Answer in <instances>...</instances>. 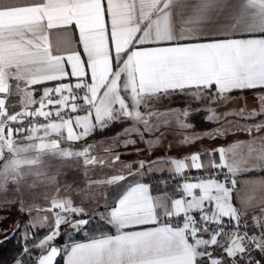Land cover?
<instances>
[{
	"label": "snow or ice",
	"instance_id": "snow-or-ice-1",
	"mask_svg": "<svg viewBox=\"0 0 264 264\" xmlns=\"http://www.w3.org/2000/svg\"><path fill=\"white\" fill-rule=\"evenodd\" d=\"M52 35L66 47L54 46ZM249 91L257 93L259 110L217 113L213 107ZM172 97L204 101L208 122L259 120L245 127L251 167L234 158L239 143L210 150L219 162L208 164L200 153L123 161L116 146L134 147L133 137L150 153L173 121L191 132L190 105L152 107ZM115 123L126 126L103 154H93L95 144L74 146ZM262 133L264 0H0V202L18 203L21 211L26 196L48 202L27 207L37 213L28 226L48 228V234L29 247L25 232L14 264H53L58 255L64 264H264L256 255L264 258V195H246L235 179L241 171L264 176ZM216 135L223 132L185 135L180 144ZM78 165L85 175V187L75 189L80 204L67 194L70 184L60 195L58 179L63 169ZM95 168L113 171L94 179L88 172ZM156 173L163 191L154 192L148 182ZM165 173L177 181L173 192ZM246 183L264 191V179ZM94 186L105 198L103 214L83 206L95 198ZM42 212L51 213L54 223ZM96 216L115 234L63 248L53 244L62 225L80 231Z\"/></svg>",
	"mask_w": 264,
	"mask_h": 264
},
{
	"label": "rangeland",
	"instance_id": "rangeland-1",
	"mask_svg": "<svg viewBox=\"0 0 264 264\" xmlns=\"http://www.w3.org/2000/svg\"><path fill=\"white\" fill-rule=\"evenodd\" d=\"M232 97H235L236 99L233 100ZM244 98L245 99H241L240 96L231 95L229 99L232 100V102L226 103L225 101L222 100L219 102V106L213 105V107H215L217 113H225V112H229L233 110H239L240 108L245 107V106H246L247 111H252L254 109L255 110L260 109L259 102L255 99V97L246 96ZM188 105H190L192 109V114L187 118L189 123L208 124L207 123L208 121H206L205 117L209 115V113L203 110L205 107L204 101H196V100H192L187 97H172L169 99H165L160 103H155L152 106L155 107V109L164 110L167 108L183 109L184 107ZM197 109H200V110H197ZM201 117H204V118H202V120H199ZM257 122H259V120L246 121V120L240 119L239 117L229 116L227 119L219 123H216V122H211V123L220 124L219 129L223 132L222 142L224 143L230 140V138H232L233 136L234 138H240L243 136L247 137L248 134L245 131V126L247 124L257 123ZM173 124H175L174 121H173ZM229 132H233V135H230ZM227 134H229L230 136ZM80 146H81L80 144H77L75 147L79 148ZM101 149H103V147H100V146L95 147L92 150L93 154H101ZM100 173H101V169L95 168L94 170H90L88 172V176L94 179H102V177L100 176ZM58 179H59V183L62 189L60 195L61 196L66 195V193L63 190V186L65 184H70L72 185L73 190L67 194H70L72 196L76 204H80V197L76 194L75 189L85 187V175H84L82 165H78L77 167H74V168L63 169V172L59 176ZM35 191L37 193H43L44 191H46V189L38 188ZM47 191L49 192V195L52 194L51 189H48ZM94 191H95V198L90 199V200H85L83 206L86 208L89 214H92L94 210H98L100 214H103L106 211L104 207L105 198L103 194L101 193V190L98 188H95V186H94ZM12 195L13 194L11 192L8 193V197L10 199L12 198ZM29 198H30V201H28ZM25 199L27 201L25 205V208H26L25 211L20 210L18 203L17 204H5V203L0 202V241H2L0 242V251L3 250L4 247L6 246L7 239H4V237L6 235L9 236V234H11V232L17 227V225L20 228L18 230V239L21 240L23 245H25V239H24L25 232L29 234V237H30V239L28 240L29 247H31L32 244L34 243L33 241H31L32 234L35 231L45 229V228H40V227L32 228L28 226L30 221L37 216V213L34 210L31 213H29L27 211V207L32 204L38 205L40 207H47L48 202L43 198L42 195L26 196ZM108 200L109 202H111L109 197H108ZM39 215L40 217L47 215L48 217L47 223L49 225L54 223V219L51 213L42 212ZM84 218H89V217H84ZM91 220L95 221V220H99V218L98 216H96L95 218ZM62 232L64 234V239H65L64 243L62 244L63 246L67 241H70L69 238L73 237L75 230L71 229L67 225H62L61 234ZM46 234H48V230ZM55 242L56 240L53 241V244ZM34 255H36L35 252H34ZM12 264H14V262Z\"/></svg>",
	"mask_w": 264,
	"mask_h": 264
},
{
	"label": "crops",
	"instance_id": "crops-1",
	"mask_svg": "<svg viewBox=\"0 0 264 264\" xmlns=\"http://www.w3.org/2000/svg\"><path fill=\"white\" fill-rule=\"evenodd\" d=\"M53 32H56L57 30H52ZM53 45H59L61 47V49H63L64 47H66L64 40L62 37H58L56 35H52L51 37ZM72 47H76L75 44L72 45ZM68 70L70 71V66H67ZM76 78H71V80L73 81V83L75 82ZM49 83H54V82H49ZM34 87H39V86H34ZM231 95H236V96H240V97H246V96H253L255 97L257 95L256 92H234ZM15 100V98H13ZM35 107V106H33ZM153 107V106H152ZM155 108V107H153ZM54 111V110H53ZM61 111H70V109L68 108H64L61 109ZM75 115V114H73ZM201 117L199 120H202ZM208 124H212L210 127L207 128H202V129H197L195 126L196 124H192L194 127L191 130V132H184L181 130H178L175 127V124H172L171 127L162 129V131L165 132V136L162 138V143L151 149V152L149 153V149L146 146L145 143H142L139 141L138 137H133L134 139L137 140V143L134 147L129 146L127 149H125L124 147L120 146L119 144H117L116 146V151H119L122 153L121 159L125 162H137L141 159L143 160H154L157 157H163L165 155L170 156V157H177V158H182L186 155H190L192 153H200L201 154V160L203 163L208 164L210 159H214L216 162H219V154L218 153H214V155L212 157H209V155L207 154L210 150H215L218 148H225L228 149L230 148L231 145L239 143L241 144V147L236 149V155H235V159L238 162H241V167H251V165L254 163V161L249 157V153H248V149H247V142L251 140V137L248 135L247 137L243 136L240 138H234V136L232 138H230V140L226 141V142H222V135H216L215 138H210L208 136H205L202 139H198L196 140L194 143L191 144H187V145H182L180 144V141L184 138L185 135H191L193 133H204V132H215L216 129H219L220 124H214L211 122H207ZM125 124H122L121 127L113 134L108 135V136H104V137H100V138H91L88 137L87 140H81L76 142V144L74 146H76L77 144L83 145L85 142L89 143V144H95L96 147L100 146V147H107L110 146L112 143V138L116 136L117 133H120L122 131V129L125 127ZM246 127V126H245ZM77 131H79V129H77ZM230 135H233V132H229ZM227 134V135H229ZM65 135H66V131H65ZM229 135V136H230ZM262 135H264V133H262ZM51 138H56L55 136L51 137ZM121 139H123V137H121ZM149 139H151V137H149ZM99 142H103V144L99 143ZM169 145H171V147H169ZM65 146H67L65 144ZM137 149H139L140 151L137 152ZM101 154H103V149H101ZM254 155V154H253ZM228 158L231 160L233 158L232 153L228 154ZM247 159V165H245L243 163V161ZM113 171L112 169H108L105 168L103 169V171H101L100 176L103 178L105 173L111 172ZM208 171H211V169H208ZM195 173V170H193L192 174ZM164 176H167V173L164 174ZM150 179H153L152 181H149L150 183H152V187H153V191H157L158 189L163 191L164 188L163 186L159 185L157 183V181H159L160 179V174L156 173L153 176L149 177ZM148 179V178H147ZM168 179V176L165 178ZM235 179L238 182V188L241 189L246 195L248 196H255V197H259L264 195V191H262L258 185L255 184H250V183H246L247 181H251V180H260V179H264V176H262L259 172L257 171H249V172H244L241 171L239 173H237ZM177 183V181L168 179V187L167 190L169 192H173L174 191V186ZM108 197L110 198V201H112L113 198V193L111 192V190H108ZM28 201H30V198L28 199ZM227 219V218H225ZM248 224L251 226L252 224V212H249L247 217H246ZM108 234H115V230L113 232H107ZM100 234L98 235H94L85 239H80V240H74V241H67L63 246H68V245H72L75 243H88L92 238L94 237H98L100 236ZM63 264H64V256H63Z\"/></svg>",
	"mask_w": 264,
	"mask_h": 264
},
{
	"label": "trees",
	"instance_id": "trees-1",
	"mask_svg": "<svg viewBox=\"0 0 264 264\" xmlns=\"http://www.w3.org/2000/svg\"><path fill=\"white\" fill-rule=\"evenodd\" d=\"M123 123H115L111 127L107 128L103 132H96L91 136V138H100L104 136L111 135L115 133L122 125ZM212 124H196L197 129L207 128L210 127ZM196 173H193L195 175ZM167 176H164L166 178ZM149 181H152L153 179L148 178ZM20 229V228H19ZM18 229V230H19ZM48 228L41 229L38 231H35V237L32 236L31 241L35 242L36 240L42 238L47 233ZM85 230V232H84ZM114 229L104 224L100 220L90 221V225L85 226L83 230L75 231L72 238H69L70 241L74 240H80L85 239L94 235H98L100 233H107V232H113ZM64 234H62L56 239L57 244L62 245L64 243ZM24 247L23 243L20 239H18V231L15 233V235L11 239H7L6 246L3 250L0 251V264H12L18 255L22 254L21 250ZM36 255H39V252H35ZM257 255V259L262 260L264 262V258L260 257L259 254ZM25 259H27L25 257ZM57 264H63V255L60 256V258L57 261Z\"/></svg>",
	"mask_w": 264,
	"mask_h": 264
},
{
	"label": "water",
	"instance_id": "water-1",
	"mask_svg": "<svg viewBox=\"0 0 264 264\" xmlns=\"http://www.w3.org/2000/svg\"><path fill=\"white\" fill-rule=\"evenodd\" d=\"M18 229H19V227L17 228H15L12 232H11V234H9V238H8V240L9 239H11L14 235H15V233L18 231ZM56 246H58V247H61L62 248V245H60V244H57V243H54ZM60 256L61 255H58L57 257H56V259L54 260V262H53V264H57V261H58V259L60 258Z\"/></svg>",
	"mask_w": 264,
	"mask_h": 264
},
{
	"label": "built area",
	"instance_id": "built-area-1",
	"mask_svg": "<svg viewBox=\"0 0 264 264\" xmlns=\"http://www.w3.org/2000/svg\"><path fill=\"white\" fill-rule=\"evenodd\" d=\"M41 120L43 119V118H40Z\"/></svg>",
	"mask_w": 264,
	"mask_h": 264
}]
</instances>
